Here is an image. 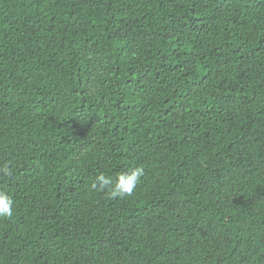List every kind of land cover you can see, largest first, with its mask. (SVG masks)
<instances>
[{"label": "trees", "instance_id": "trees-1", "mask_svg": "<svg viewBox=\"0 0 264 264\" xmlns=\"http://www.w3.org/2000/svg\"><path fill=\"white\" fill-rule=\"evenodd\" d=\"M5 166L0 264H264V0H0Z\"/></svg>", "mask_w": 264, "mask_h": 264}, {"label": "clouds", "instance_id": "clouds-1", "mask_svg": "<svg viewBox=\"0 0 264 264\" xmlns=\"http://www.w3.org/2000/svg\"><path fill=\"white\" fill-rule=\"evenodd\" d=\"M7 166L0 168V172L8 174ZM144 175L142 167L133 168L118 174L113 180L111 176L100 173L95 177V181L91 184L93 190H108V195L115 198H123L132 196L137 185L140 183ZM15 201L11 195L0 191V217H11L14 213Z\"/></svg>", "mask_w": 264, "mask_h": 264}]
</instances>
